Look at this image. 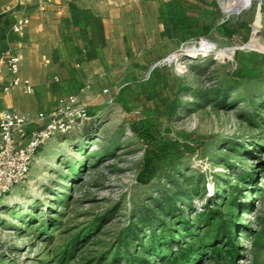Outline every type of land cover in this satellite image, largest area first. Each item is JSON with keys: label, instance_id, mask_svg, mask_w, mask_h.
I'll return each mask as SVG.
<instances>
[{"label": "rangeland", "instance_id": "1", "mask_svg": "<svg viewBox=\"0 0 264 264\" xmlns=\"http://www.w3.org/2000/svg\"><path fill=\"white\" fill-rule=\"evenodd\" d=\"M249 1L188 0L187 39L157 61L171 104L118 106L39 149L0 200V264H171L180 251L264 264V0Z\"/></svg>", "mask_w": 264, "mask_h": 264}, {"label": "crops", "instance_id": "2", "mask_svg": "<svg viewBox=\"0 0 264 264\" xmlns=\"http://www.w3.org/2000/svg\"><path fill=\"white\" fill-rule=\"evenodd\" d=\"M187 3L0 0V108L34 120L23 142L49 122L39 120L40 114L49 116L71 96L89 114L75 127L95 123L118 106L171 104L157 61L187 39ZM20 19L29 23L14 32ZM5 52L20 56V75L32 83V94L20 87L5 90Z\"/></svg>", "mask_w": 264, "mask_h": 264}, {"label": "built area", "instance_id": "3", "mask_svg": "<svg viewBox=\"0 0 264 264\" xmlns=\"http://www.w3.org/2000/svg\"><path fill=\"white\" fill-rule=\"evenodd\" d=\"M25 2L26 0H19ZM27 19H20L14 26V32H20L28 25ZM8 67L10 79L5 87L22 88L27 94H32V83L20 75L21 58L11 52L2 54ZM49 117V122L40 130H33L29 138L28 128L34 120L17 112L0 108V200L10 194L12 190L25 183L31 173L33 163L39 149L49 140L59 134L72 131L78 122L89 119L88 110L79 105L77 98L68 97L60 101V107L49 116L40 114L38 119Z\"/></svg>", "mask_w": 264, "mask_h": 264}, {"label": "trees", "instance_id": "4", "mask_svg": "<svg viewBox=\"0 0 264 264\" xmlns=\"http://www.w3.org/2000/svg\"><path fill=\"white\" fill-rule=\"evenodd\" d=\"M145 172L146 173L141 175V178H140L141 180L143 179V181H144V179L146 181H149L155 175V170L153 167L151 168L150 163L146 165V171ZM224 231H226L225 235H227V239H231L230 233H228V231L225 230V228H224ZM174 241H175V239L173 240V242L170 243V247L172 248V247H174V245L179 247L178 240H177V242H174ZM214 244H216V241L214 242ZM220 252H221V250H216L217 254H220ZM162 255H163V253H159V256H162ZM197 255H198V253L193 254V255L192 254L189 255V254H186V253L180 251V252L174 254L173 261L171 262V264H192L194 261V258Z\"/></svg>", "mask_w": 264, "mask_h": 264}, {"label": "water", "instance_id": "5", "mask_svg": "<svg viewBox=\"0 0 264 264\" xmlns=\"http://www.w3.org/2000/svg\"><path fill=\"white\" fill-rule=\"evenodd\" d=\"M241 11V10H240ZM240 11H235V12H233V13H239ZM251 42L248 44V45H246L245 46V48H249V49H253V47H251ZM232 52L234 51V50H231ZM233 54V53H232Z\"/></svg>", "mask_w": 264, "mask_h": 264}, {"label": "bare ground", "instance_id": "6", "mask_svg": "<svg viewBox=\"0 0 264 264\" xmlns=\"http://www.w3.org/2000/svg\"><path fill=\"white\" fill-rule=\"evenodd\" d=\"M250 2L249 0H247V3ZM228 10V6L225 7Z\"/></svg>", "mask_w": 264, "mask_h": 264}]
</instances>
